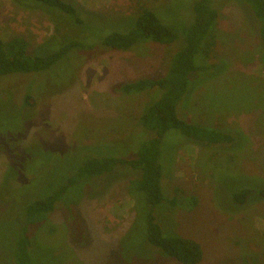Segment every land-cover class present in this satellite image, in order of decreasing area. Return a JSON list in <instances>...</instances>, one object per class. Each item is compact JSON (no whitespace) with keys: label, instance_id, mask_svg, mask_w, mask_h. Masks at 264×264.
Here are the masks:
<instances>
[{"label":"rangeland","instance_id":"374dc122","mask_svg":"<svg viewBox=\"0 0 264 264\" xmlns=\"http://www.w3.org/2000/svg\"><path fill=\"white\" fill-rule=\"evenodd\" d=\"M71 1L87 20L82 27L46 4L0 0L1 39L25 35L39 55L77 37L86 46L71 49L53 71L40 74L44 79L0 77V264H11L5 251L9 232L22 218L20 205L32 192L62 182L86 154L131 156L152 134L140 125L139 117L161 90L121 93L119 87L165 75L182 40L141 41L132 50L117 51L96 47L93 33L104 35L106 25L127 31L140 7L150 8L180 31L193 21L192 14L189 22L184 19L190 0ZM212 2L218 12L213 56L195 55L196 65L209 67L190 74L176 113L186 122L231 133L235 139L209 150L176 129L166 131L162 183L167 195L174 188L183 190L179 198L185 197L187 204L164 214L159 206L153 211L165 233L200 243L203 257L198 264H264V197L251 195L240 206L230 200L238 188L264 187L260 27L247 4ZM25 85L37 94L32 107L15 102ZM134 172L119 167L73 187L67 202L58 203L29 230L35 236L30 254L39 260L36 263L180 264L146 241L145 205L141 194L130 188ZM192 194L197 198L194 205L188 203Z\"/></svg>","mask_w":264,"mask_h":264},{"label":"trees","instance_id":"16d2710c","mask_svg":"<svg viewBox=\"0 0 264 264\" xmlns=\"http://www.w3.org/2000/svg\"><path fill=\"white\" fill-rule=\"evenodd\" d=\"M33 1L59 9L60 12L73 19L75 25L82 27L86 24L87 20L79 13L80 8L71 0ZM239 1L249 6L260 27L258 39L262 46L261 63L264 67V0ZM189 6L190 13H185L187 17L184 19L185 22H189L192 14L193 21L187 23L182 31L163 22L150 8L140 7L132 17L134 18L133 25L127 31L121 32L115 25L113 27L106 25L107 29L104 35L97 36V31L93 33V35L96 34L94 36L97 38L96 47L102 45L117 51L132 50L130 48L141 41L171 44L181 39L182 46L175 53L165 75L157 78H141L133 82L123 83L119 87L121 93L142 91L151 93L152 89L155 88L161 90L162 93L159 98L140 113V125L152 132L149 138L144 140L131 156H128L127 153H115V155L107 153L86 154L79 160L78 164L74 165V168L68 172L62 182L53 185L51 188H42V191L41 188H37L32 192L23 201L22 206L20 205L22 211L19 215L22 218L18 217L20 219L12 223L9 232V244L5 251L11 264H38L36 260L38 262L39 260L32 258L30 254V250L34 249L35 246V236L31 235L29 230L42 223L58 207V203L67 202V193L73 187L88 181L92 177L96 178L102 174L117 171L119 167L121 170L124 167L136 170L130 188L132 191L141 194L145 205L143 225L146 241L180 264H198L201 261L203 251L200 243L192 238L165 233L153 211L155 206H159L158 210L164 214L171 208L187 204L185 197L183 200L179 198L180 192L183 190L174 188V192L167 195V190L162 183L163 174L160 157L163 146L162 138L166 131L176 129L194 141L205 144L209 150L211 146L220 147L231 144L235 139L231 133L189 123L177 116L176 107L187 90L190 74L196 70L209 67V65H196L194 62L195 55L200 53L204 58L211 59L217 43L215 28H217L218 12L213 6L212 0H190ZM97 15L94 14L102 22ZM109 20L117 22L113 16ZM80 38L82 37L62 44L57 50L47 55H39L36 48H31L33 46L25 35L14 34L5 40L0 37V77L6 79L15 75H31V78L34 79H44L40 74L47 75L48 72L46 71H53V67L65 59V55L71 49L86 47ZM26 85L22 96L15 99L17 105H21L20 107L23 108L32 107L37 95L31 88L27 89ZM15 169L20 170L21 168ZM2 193L3 191L0 190V196ZM254 194L264 197V187L260 189L238 188L232 192L230 200L236 206H240L246 202L249 196ZM196 202L197 198L194 195L188 200L190 205H194Z\"/></svg>","mask_w":264,"mask_h":264}]
</instances>
